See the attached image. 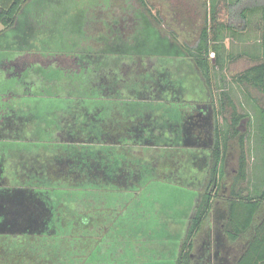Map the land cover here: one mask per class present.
<instances>
[{
    "label": "rangeland",
    "instance_id": "1",
    "mask_svg": "<svg viewBox=\"0 0 264 264\" xmlns=\"http://www.w3.org/2000/svg\"><path fill=\"white\" fill-rule=\"evenodd\" d=\"M137 4L136 0H30L18 16V27L12 28L0 37L2 80L5 79L2 65H5L8 60L16 62L22 59L31 66L36 63L51 70L50 76H45L48 70H40V66L34 71L35 73L40 71L38 74L44 77V80L39 79L41 81L39 84L43 82L47 84L46 94L49 95L47 99L42 100L43 103L40 102L43 108L41 107L42 113L36 116L37 122L34 119V102L31 104V110H27L25 109L27 100L18 101L16 98V101L12 103L13 106L18 103V108L24 111L11 113L12 109H3L4 106H10L6 102L15 99L12 91L15 92V87L19 86L18 83L4 80L3 86H0V95L7 94L5 99L0 98V114L7 113L4 120L12 118L10 115L14 114L16 118H19L16 121L19 129L0 133L2 137L0 138V163L5 165L4 177L9 180L12 187L26 188V183L29 187L50 191L49 196H52L55 191L66 190L55 193L52 197L57 205L58 218H62V223L58 226L64 228L65 236L62 235V239L58 241H52L46 236L47 240L42 239V244L38 243V246L43 244L45 246L43 252L47 253L46 260H48L45 264H70L68 257H85L92 251H97L95 252L97 253L96 264H170L171 254L179 242L182 230L187 224L188 215L195 205L197 190L200 187L203 191L205 187L200 186L192 174L201 175L200 168L203 164H207L208 159L205 162L203 158L207 157L192 155V152L196 150L186 149L189 147L186 144L190 142V139H184L189 131L184 123L196 107L193 101L206 96L207 101L200 107L210 106L212 103L215 107L217 106L218 92L215 86L213 85L214 90L211 92L201 73L188 62L170 60L175 52L167 48L165 43L162 45L158 36L147 31L146 27H143L138 35L141 36L140 39L147 41L148 44L145 46L147 50L140 52L133 47L129 51L136 53L138 55L136 57L117 56L113 51L114 48L103 44L109 39V35H102L106 30L105 26L108 25L106 20L116 23L118 18L123 20L122 17H127L128 22L133 23L134 9H137ZM258 19L259 15L254 16L255 23ZM107 28L110 29V26ZM244 34L226 41L228 51L233 56L243 52L261 55L259 35L255 31ZM93 51L98 60L97 63H93V69L88 72L81 75H65L57 70L59 68L66 71L79 70L81 66H76L70 58L78 57L95 61L94 58L88 57ZM102 51L106 54L103 61L99 59ZM137 60H143L140 66ZM252 63L249 58L230 63L229 70L223 74L227 79V89L239 112L251 118L246 120L242 128L248 134L246 154L249 182L241 185L257 194L264 186L263 151L258 136L260 124L255 115L258 109L232 79ZM111 77H117L118 85L122 89L106 90L105 79ZM36 78L38 80L39 77L34 75V79ZM160 84L167 89L164 88V92L161 91V96H156L157 100L149 102L143 99L148 97L153 100L160 89L152 92L149 88L143 94L141 87L149 85L159 87ZM170 86H179L185 90L183 92H186L185 102L178 100V95L173 93ZM20 90L24 91V88L18 87L17 92ZM171 98L174 102L167 103V99ZM89 104L94 109L91 117L96 118L98 114L103 117L104 125L111 123L112 128H117L113 130L114 134L110 137L112 140L116 139L118 131L123 132L128 129L121 127L120 123L149 121V118L156 116L162 126L172 124V127H177L182 132L181 135L178 134V138H182V144L176 145L173 141L169 149H164L165 136L158 135V137L155 136L157 140L153 143L156 145L154 149L147 148L154 145L146 144L143 148L134 151L135 142L130 143V141L120 144L119 148L118 145H107L109 148L115 147L114 152H102L103 147H95L91 159L104 161L102 164H108L105 169L110 171L105 174V177L97 176V180L101 181L100 186H104L105 189L88 186V189H80L77 186V189L72 187L76 190H71V186L63 184L34 183V180L35 182L40 180L37 176H42L44 173L42 167H50L54 171L50 174V180L60 177L61 171H58L59 166L56 162L63 160L65 155L77 161L85 158L84 152L89 151L92 145L76 144L73 140L79 135L76 134L78 136L71 139L66 135V129L73 123H79L78 120H80L82 123L78 124L77 130L85 131L83 108ZM103 108L107 109L99 114ZM41 118L43 122L39 120ZM0 121H3V118ZM220 123H223L222 118ZM102 125V122L98 123L100 135L104 133L103 130H106ZM155 137L149 136L151 139L149 141L151 142ZM69 143H72L71 145L75 143V146H70ZM235 148L232 149L227 162L230 171L237 168V149ZM38 156L42 157L39 159ZM119 158L134 162L132 165L144 164L141 169L145 170L147 176L144 180L149 185L135 193L120 190L112 184L111 180L117 176H111V171L115 168L113 167L115 160ZM125 165L128 167V164ZM122 169V164L119 163L115 170L118 172L117 175H120ZM90 170L94 171L92 168ZM182 173L186 176L183 177ZM93 178L88 177L90 181ZM140 180L134 188L144 187L145 182ZM130 189H133V186ZM61 212L63 214L59 215ZM91 221H93V229L90 228ZM17 242L21 243L22 240L18 239ZM14 249L18 250L19 245L16 244ZM37 251L42 253L41 250ZM34 252L31 247L26 254L29 253L31 256ZM83 262L84 260L81 263Z\"/></svg>",
    "mask_w": 264,
    "mask_h": 264
},
{
    "label": "trees",
    "instance_id": "2",
    "mask_svg": "<svg viewBox=\"0 0 264 264\" xmlns=\"http://www.w3.org/2000/svg\"><path fill=\"white\" fill-rule=\"evenodd\" d=\"M29 1L0 0V37L12 28L18 27V16ZM136 1L138 6L137 9H134V17L140 15L141 10L146 12L163 33L169 35L173 41L180 43L186 55L194 62L198 71L205 79L210 91L213 92L214 85L218 92L216 107L212 103L211 106L213 108L212 110L208 109L206 115L201 114L199 112L200 109H198L187 119L185 128L189 131L186 133L185 138L190 139V142L186 145L203 147L210 150V158L213 161V178L219 175V173L222 178L225 176L226 164L232 153V149L234 147L237 149L238 161L236 165L238 173L228 190L227 198L225 200L219 198L221 189L215 192L212 191L214 181L209 183L208 187L204 189L198 207L191 217L188 232L183 241L176 264H193V256H195L196 252V237L212 216L219 217L220 215L225 216L223 237L228 239L229 242H234L250 233L255 235V239L261 241L253 245L242 256L243 262L251 261L253 251L256 252L254 263L264 264V186L260 193L256 194V192L253 193V190L241 185L249 179L246 154L248 134L242 128L246 120H251V118L249 115L239 112L229 89H227V79L223 74V72L229 70L228 66L230 63L239 62L244 58H249L253 62L246 70L233 76L232 79L236 81L248 100L258 109V113L255 115L259 121L258 124H260V126L258 125V136L262 146L264 163V0ZM257 15H259V19L255 23L254 16ZM244 31L248 33L255 31L259 35L262 49L261 55L243 52L237 56H233L228 51L226 41L235 36H244ZM103 43L105 45L108 44L107 42ZM88 57L94 58L95 61L78 57L70 59L73 62L78 61V64H81V71L84 72L93 69V63H96L98 60L92 54L88 55ZM62 59L65 60L66 58ZM42 69L48 70L45 76H50V69L40 67V70ZM57 70L65 73V70L61 68ZM66 73L65 75L82 74H76V72L71 71L68 74ZM38 77L37 81L39 83L41 82L39 81L40 78L44 80V77L39 74ZM45 84L43 82L38 85V90L34 92L35 120H38L36 116L42 113L41 107L43 108V105L40 102L49 96L46 94L47 85ZM170 87L173 92L176 91L172 88L173 86ZM160 88L162 89L161 84ZM30 106L32 105L30 104ZM91 106L89 104L86 108L80 107L84 109L83 117L85 122L83 123V129L85 131L83 132L82 130V136L79 135L75 139L76 143L92 145L89 151L84 152L85 158L82 161H77L71 156L65 155L63 160L56 162L61 175L60 177L57 176L55 180H50V174L54 173L50 167L43 168L40 166L44 173L42 176H37L40 180H37V182L34 180V183L63 184L71 186V190H76L77 186L80 189H88V187L105 189L104 186H100L101 181L97 180V176H106L105 174L108 173V170L105 169V166L108 164H102L104 161H99L98 159H91L94 155V148L103 147L102 152H114L115 147L109 148L107 145H118L119 148L120 144L126 142L128 138H134L133 131H139V127L135 128L134 125H140L141 120L135 123H120L121 127L128 129L123 130V132L118 131L116 139L112 140L110 137L114 134L113 130L117 128H112L111 123L104 125L105 121H103V117L98 116V114H96V118L91 117L90 115L94 110ZM105 109L107 108L99 111V114L105 111ZM201 109L203 110V108ZM19 111L21 110L19 109ZM1 116L2 114H0ZM220 118L223 120L222 124L220 123ZM39 120L41 122L44 121L42 118ZM16 121V116H12V118L5 120V122H0V133L19 129ZM78 121L82 123V121ZM99 122H102L103 128L106 129L103 130L104 133L101 135L98 128ZM71 125L74 126L75 123ZM0 138H2L1 135ZM41 157L38 156L39 159ZM4 167L5 165L0 163V264L4 262L7 264H45L48 261L46 260L47 253L43 252L45 246L44 244H39L40 246H38V243L42 244V239L47 240L46 236L52 239V241L61 240L62 235L63 237L65 236L63 234L65 233L63 231L64 228L58 226L61 225L62 218H58L56 212L57 205L52 200V197L55 193L66 190L55 191L52 196H49L50 191L46 192L35 187H29L26 183V188L12 187L9 180L4 177ZM123 167L120 175L116 179L111 180L112 184L117 186L118 189L137 193L149 185L145 182L143 188L137 189L134 188L137 182L129 183L123 181L119 176L123 177L124 175L132 174V169H134V173H139L136 166H131L132 169H127L125 165ZM90 168L94 171H91ZM88 177L94 178L90 181ZM132 186L133 189H130ZM72 187L76 189H72ZM61 214L63 213L61 212L59 215ZM75 218L77 217L75 216ZM92 222H90V228L92 227L93 229ZM18 239L22 240V242H17ZM23 242H27L28 246L27 243ZM16 244L19 245L18 250L14 249ZM30 246L35 251L34 255L32 254L31 256L29 253L26 254L27 250L31 249ZM37 250H41L42 253ZM93 252H90L85 257H68V261L70 264H82L83 260V264H96L95 255L97 253L95 252L97 251ZM206 254L208 264H212V256L207 252Z\"/></svg>",
    "mask_w": 264,
    "mask_h": 264
},
{
    "label": "crops",
    "instance_id": "3",
    "mask_svg": "<svg viewBox=\"0 0 264 264\" xmlns=\"http://www.w3.org/2000/svg\"><path fill=\"white\" fill-rule=\"evenodd\" d=\"M123 20H120V18H118L119 20L116 21V23L114 21H110V20H106L107 24L105 26V32L102 33V35H109V39L104 41L107 42L108 45L113 49V51L115 52V54L117 56H138L136 53H131L129 52L130 49H132L133 47L136 48V51H145L146 49V44L147 41L146 40H142V38L140 39L141 36H139V32L141 31V29L143 27L147 28V31H151L153 32L156 36H158L159 41L161 42V44L163 45L164 43L168 46L167 48L172 49V51H174V55L172 57H170V60L175 59V60H183L188 62L191 66L195 67L196 71H198L196 65L194 64V62L186 55L184 49L182 48V46L180 45V43H177L175 41H173L169 35H167L166 33H163L162 30L160 29V27H157L153 21L151 20V18L149 17L148 14H146V12H144L143 10L140 11V15L134 17L133 23L130 24V22H128L127 17H122ZM133 24V25H132ZM19 24H17L18 26ZM110 26V29H108L107 27ZM130 27V28H129ZM129 29V32H127V30ZM127 32V33H126ZM161 32V33H160ZM104 44V43H103ZM118 46H122V47H118ZM117 51H124V52H117ZM93 55L95 54V51H93L92 53ZM98 54V53H97ZM104 56H106V54H104V51H102V55L100 56V60L103 61L104 60ZM167 58V57H165ZM12 61V60H11ZM11 61L8 60L6 61L5 65H2L3 67H6V65H10ZM137 62H139V66L141 65V63L143 62V60H137ZM97 63V61H96ZM138 64V63H137ZM13 66H9L8 69H11ZM93 68V67H92ZM118 81H117V77L116 78H107L105 79L104 85L107 91H110L112 89H122L119 87L118 85ZM162 89L160 88V86H153V85H149V86H144L141 87L140 90L143 94H145V91H148V89L150 88V90L153 91H157L158 89H160L159 93H157V95H154L155 98L153 97V100H150V98L148 97H143V99L150 101H154L157 100L158 98H156V96H161V91L166 88L165 86H161ZM171 88V87H170ZM168 88V89H170ZM173 89H175L176 91L173 92L174 94L178 95V100L181 102H185V93H183L185 90L182 88H180L179 86L177 87H172ZM167 89V88H166ZM164 92V90H163ZM166 96H168L167 93H165ZM7 96V94H1L0 98L5 99V97ZM180 96H182L180 98ZM165 97V96H163ZM196 97V96H194ZM162 100V99H161ZM166 100H162V101H166L167 103H173L174 99H167ZM176 100V101H178ZM196 100V99H195ZM198 101H193V103H196V107L193 110V112L197 111L198 109L199 112H201V114L206 115L208 109L212 110V106L210 105H203L200 107L201 104H203V102L207 101L206 96L202 97L200 100L197 99ZM138 101H144V100H138ZM191 101V100H190ZM130 102V101H129ZM160 102V100L158 101ZM164 103V102H163ZM195 106V105H193ZM203 108V110L201 109ZM205 108V109H204ZM192 112V113H193ZM191 113V114H192ZM189 114V115H191ZM189 118V117H188ZM149 121H141V124L136 126L134 125L135 128H138L139 131L134 132V138L130 137L126 140V142H135L134 145V151L136 149L139 150L140 148H143V145H154L153 143H155V141L157 140L158 135H164L165 138V142L163 143L164 149H169L170 148V144L172 142L173 145V141L174 144H178L181 145L182 144V138H178V134H182L181 131H179V129L177 127H172V124H167L168 126L165 125H161L159 121V119L154 116L148 119ZM137 122V121H135ZM134 122V123H135ZM186 124V123H184ZM133 127V128H134ZM173 130H177V131H173ZM201 134V133H200ZM149 136H157L154 138V140H152L151 142L149 141ZM186 139V138H184ZM151 140V139H150ZM185 145V144H183ZM169 146V147H168ZM175 146V145H174ZM156 148V145L152 146V147H147L149 149H154ZM186 147V145L184 146ZM187 150H196L195 152H192V155L198 156V157H207V158H203V160L206 162L207 160V164H203L200 168V171L202 172L201 175H198L196 173V175L192 174L193 178H195V180L200 184V186L204 187V189H206L208 187V184L214 181V184L212 185V191L215 192L219 189H221L220 192V196L219 198L221 200H225L227 198V193L229 188L232 186L233 181L235 180V178L237 177V173L238 170L235 169L234 171H230L228 169V164H226V169H225V176L222 178V176L217 175L215 178H213V174H212V169H213V161L211 160L210 156V150L207 148H203V147H195V146H189L186 147ZM120 150V149H119ZM208 152V153H207ZM120 159V160H119ZM117 160H115V164L113 165L114 170L111 171V176L115 177L118 176V172H116L115 170L117 169V165L122 164V167L125 164H128V168H131V166H136L138 168V172L139 173H134V169H132V174H128V175H124L123 177L121 176V179H123V181L125 182H139L141 181L140 179H142V181L145 182V177L147 176L145 173V170H143V168L141 169V166H143L141 164V166L139 165V163H135V165H132V162H127V161H123L122 158H119ZM228 162V161H227ZM130 163V164H129ZM124 168V167H123ZM110 171H108L109 173ZM235 172V173H233ZM143 176H142V175ZM182 176H186L185 174L182 173ZM117 178V177H116ZM115 178V179H116ZM203 189V191H204ZM202 189L199 187V189L197 190V195H196V202L195 205L193 207L192 212L188 215V219H187V224L184 227V230H182V234L181 237L179 238V242L176 245L175 250L172 252L171 254V259H170V264H176L177 259L179 257L180 254V250L183 244L184 239L186 238L187 232H188V228L190 225V220L191 217L193 216V214L195 213L198 204L200 202V199L202 197ZM218 205V204H217ZM259 219V218H258ZM225 216L224 215H220L218 216H212L207 223L205 224V226L203 227V229L199 232L198 236L195 239V243H196V249L195 251L198 250V248H200L201 246H204L207 250V253L212 256V264H255L254 260L256 259V252H253V258L250 259V262H243L242 256L244 254H246L247 251H249L253 245H255L256 243H260L261 241L255 239V235L253 234H248L245 235L241 238H239L238 240L234 241V242H229L228 239L224 238V234H223V229H224V222H225ZM222 231V232H221ZM255 257V258H254Z\"/></svg>",
    "mask_w": 264,
    "mask_h": 264
},
{
    "label": "flooded vegetation",
    "instance_id": "4",
    "mask_svg": "<svg viewBox=\"0 0 264 264\" xmlns=\"http://www.w3.org/2000/svg\"><path fill=\"white\" fill-rule=\"evenodd\" d=\"M25 63H26V65H25ZM74 63H75L76 66H81V64H78V61H76ZM10 65L13 66V67L11 69H8V67ZM10 65H6V67H4V72H5L4 73L5 79L4 80H12L14 77L17 78V77H19L22 74V71L24 73V70L26 71L27 69H29L30 67H32L31 64H29L26 60H22V59H19L16 62L15 61L14 62H11ZM33 66H34V68H33L32 71H36V68H39L40 65H37L36 63H34ZM40 67H44V66L41 65ZM81 70L82 69L80 68L79 70H76V71H74V70H69V71L76 72V74H81V73H84V72H88V71L82 72ZM69 71H66L65 70L64 72L65 73L67 72L66 74H68ZM37 72H39V71H37ZM34 74L38 77V74L37 73L34 72ZM1 78L2 77H0V83L2 82V84H0V86H3L4 80H2ZM18 80H19V78H17V81ZM45 85H47V84H45ZM6 104H12V100L10 102H6ZM12 113H13V111H12ZM6 115H7V113H2V116L0 117V119L3 118V121H5L4 120L5 119L4 116H6ZM10 116H15V114L14 115H10ZM16 119L18 120L19 118H16ZM21 119H23V118H21ZM3 121H0V122H3ZM28 121H30V120H28ZM35 122H37V120ZM75 124H77V125H75V127L74 126H69V127H67L68 129H66V131H67L66 135H68V137H70L71 139L77 137L78 135H82V132H81L82 130H77L78 123H75ZM50 131L51 130L49 129V132ZM76 134H78V135L76 136ZM73 141L76 142L75 139ZM68 145L75 146V143L73 145H71L69 143ZM206 252H207V250H206V248L204 246H201L200 248H198V250L195 252V256H193V264H208V260H207L208 258H207Z\"/></svg>",
    "mask_w": 264,
    "mask_h": 264
},
{
    "label": "water",
    "instance_id": "5",
    "mask_svg": "<svg viewBox=\"0 0 264 264\" xmlns=\"http://www.w3.org/2000/svg\"><path fill=\"white\" fill-rule=\"evenodd\" d=\"M33 67L34 66L30 67L26 71L24 70V73L22 71V74L19 77H17V78H19L18 81H17V78L16 77H14L12 79V83H16V84L18 83L19 84V86H18L19 89L24 88V91L20 90V91H18L19 92L18 93L17 92V88L18 87L16 88L13 85V87H15V92L14 91H12V92L14 94V98L15 99L12 100V103L16 101V98L18 99V101L19 100H27L26 103H25V109H27V110H31L30 104H32L31 102H34V91L35 90L37 91L38 90V87H39L38 85H40L39 82L37 81V78L34 79V75L35 74H34V71H32L33 70ZM13 80H15V82ZM9 105L10 106H8V107H5L4 106L3 109H8V110L12 109L13 112L19 111L18 103L15 104L16 106H13V104L12 105L9 104Z\"/></svg>",
    "mask_w": 264,
    "mask_h": 264
}]
</instances>
